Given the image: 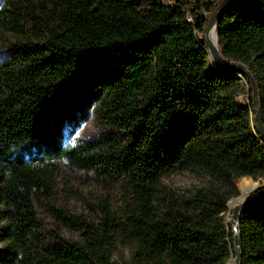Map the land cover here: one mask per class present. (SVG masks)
Instances as JSON below:
<instances>
[{
    "label": "trees",
    "instance_id": "1",
    "mask_svg": "<svg viewBox=\"0 0 264 264\" xmlns=\"http://www.w3.org/2000/svg\"><path fill=\"white\" fill-rule=\"evenodd\" d=\"M220 1L3 0L0 37L11 40L0 59V264H118L116 235L149 264L234 258L227 203L249 176L264 179V136L249 77L205 60L203 30ZM214 30L220 55L252 74L264 126V0H232ZM87 105L110 129L65 143ZM55 160L121 186L119 215L108 201L96 221L56 210L79 237L48 238L37 203ZM176 170L201 183L168 191L161 176ZM237 229L238 264H264V197L240 209Z\"/></svg>",
    "mask_w": 264,
    "mask_h": 264
},
{
    "label": "rangeland",
    "instance_id": "2",
    "mask_svg": "<svg viewBox=\"0 0 264 264\" xmlns=\"http://www.w3.org/2000/svg\"><path fill=\"white\" fill-rule=\"evenodd\" d=\"M192 2L193 0H188ZM224 0H221L223 2ZM3 0H0V7ZM193 5L190 3L186 7L187 16L192 18ZM203 15L209 13L202 10ZM215 31V30H214ZM200 37V34L197 33ZM11 40L8 33L0 37V59L4 56L6 44ZM208 52V48L206 47ZM209 54V52H208ZM206 63L211 64L213 61L212 56L205 57ZM241 87L247 90L248 84L239 81ZM239 99L245 100L246 93H240ZM106 125L102 124L95 115L93 108L89 105L83 109V115H78L72 124V131L66 133L64 136L65 143H72L76 139L96 137L99 133L107 131ZM47 165L48 171V190L42 193L38 203L37 212L42 223L45 235L54 241H71L79 237L76 229L62 224L54 215V211L61 210L66 217L71 215L78 216L85 221L99 220L100 207L105 201L109 202L110 209L119 215L123 200L125 198L124 191L121 186L116 183L104 184L96 181L90 174L79 171L71 167L63 160L51 161ZM246 186H242L241 190L238 186L239 180L236 185L238 186L239 196L231 198L228 204L230 212L232 213L233 206L244 199V195L249 194L250 191H255L260 186L264 179L260 182H254L251 178ZM202 176L191 171H169L161 176L162 184L170 191V187L182 190L191 188L194 185L201 183ZM259 183V184H257ZM250 190V191H249ZM260 192V191H259ZM242 196V197H241ZM233 202H236L234 205ZM231 216V215H230ZM227 216V219H230ZM111 258L118 264H149L142 259L141 256L136 254L135 247L129 240L116 235L111 244ZM233 258L226 259L225 264H232Z\"/></svg>",
    "mask_w": 264,
    "mask_h": 264
},
{
    "label": "water",
    "instance_id": "3",
    "mask_svg": "<svg viewBox=\"0 0 264 264\" xmlns=\"http://www.w3.org/2000/svg\"><path fill=\"white\" fill-rule=\"evenodd\" d=\"M232 2V0H224L222 4L216 8L209 16L208 21L204 27L203 30V36L205 38V41L207 43L206 47L208 48V52L210 56H212L213 60L219 63V66H227L230 68H238L241 70V72L245 73L251 82V88H252V93H251V100L254 106V118L256 121V125L260 133L264 136V126L261 122L260 115H259V103H258V98H257V88L255 85L254 78L250 71L246 68V66L239 62V61H228L224 59L220 53L218 52L217 48L211 44L209 37H208V31L215 27L216 20L218 16L228 7V5ZM215 32V31H214ZM249 89V86H247V90ZM245 100L244 99H239V95L236 97V101L240 105H246L248 103V95L246 93L245 95ZM252 180H254L251 176H249ZM256 179H262V177H257ZM264 183V181L262 182ZM260 191V192H259ZM264 197V185L260 186L259 188L256 189V192L253 194H250L247 196L245 199L241 200L240 202H237L233 208H232V213L229 219V222L231 224V228L233 231V241H234V258H233V263L232 264H238L239 262V257H240V236L239 232L237 229V223H238V218H239V211L240 209L249 204L253 200L261 199Z\"/></svg>",
    "mask_w": 264,
    "mask_h": 264
},
{
    "label": "bare ground",
    "instance_id": "4",
    "mask_svg": "<svg viewBox=\"0 0 264 264\" xmlns=\"http://www.w3.org/2000/svg\"><path fill=\"white\" fill-rule=\"evenodd\" d=\"M208 37H209V40H210L211 44L214 45L216 48H218V47H217V41H216V35H215V32H214V29H213V28H211V29L208 31ZM237 78H238L239 81L244 82V78H243V76H242L241 74H237ZM252 181H254V180H252ZM254 182H259V181H254ZM249 191H250V190H249ZM254 192H255V191H250L249 194L244 195V196H245L244 199H245L247 196H249L250 194H253ZM241 197H242V196H241ZM235 203H236V202H233L232 204L234 205Z\"/></svg>",
    "mask_w": 264,
    "mask_h": 264
},
{
    "label": "built area",
    "instance_id": "5",
    "mask_svg": "<svg viewBox=\"0 0 264 264\" xmlns=\"http://www.w3.org/2000/svg\"><path fill=\"white\" fill-rule=\"evenodd\" d=\"M175 1H176V0H162V2H163L164 4H166V5H170V4L174 3ZM187 18H188L189 20H191L190 17L187 16Z\"/></svg>",
    "mask_w": 264,
    "mask_h": 264
}]
</instances>
